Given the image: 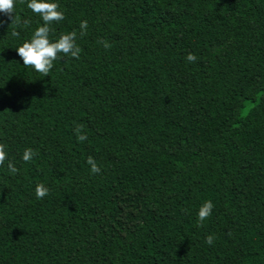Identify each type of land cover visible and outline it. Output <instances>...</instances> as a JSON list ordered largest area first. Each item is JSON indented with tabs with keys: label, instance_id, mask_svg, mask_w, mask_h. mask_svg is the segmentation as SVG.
<instances>
[{
	"label": "trees",
	"instance_id": "16d2710c",
	"mask_svg": "<svg viewBox=\"0 0 264 264\" xmlns=\"http://www.w3.org/2000/svg\"><path fill=\"white\" fill-rule=\"evenodd\" d=\"M28 2L0 13V264H264V0H49L82 51L45 77Z\"/></svg>",
	"mask_w": 264,
	"mask_h": 264
},
{
	"label": "clouds",
	"instance_id": "9594fccd",
	"mask_svg": "<svg viewBox=\"0 0 264 264\" xmlns=\"http://www.w3.org/2000/svg\"><path fill=\"white\" fill-rule=\"evenodd\" d=\"M23 2V0H21ZM27 7L32 10L33 13L38 14L43 20V26L37 27L31 36L30 40H26L23 44L16 48L18 56L22 59L25 67H32L34 70L44 77L49 76L51 69L53 68L54 61H56L60 54L70 56L79 59L82 49L77 44V33L71 31L66 34H61L55 41L49 39L50 25L53 22H59L65 18L64 13L59 11V5L55 2H49V0H29ZM0 13L8 15L12 19V23L15 22V4L14 0H0ZM88 28L87 21L80 22V35L86 34ZM13 36L18 35L13 31ZM104 44L105 48L110 47L104 41H98ZM187 61L194 63L197 57L193 53H189L186 57ZM77 133V140L84 141L87 139L86 133L83 132V125H77L75 128ZM6 145L0 144V165H3L7 159V152L5 151ZM36 153L32 149H26L23 153L22 159L24 162H29L33 159ZM88 165L91 166L90 171L92 174H97L101 171L96 161L92 157L87 159ZM8 169L11 173L15 174L18 169L11 162L8 163ZM49 194V188L44 184H37L35 188V195L37 199H43ZM214 204L212 201H205L199 208L198 221L202 225L203 221L208 219L212 214ZM214 236L208 235L205 238V242L209 245L213 244Z\"/></svg>",
	"mask_w": 264,
	"mask_h": 264
}]
</instances>
